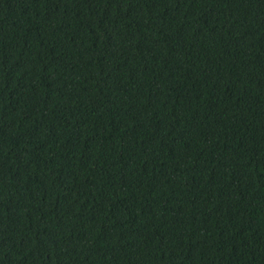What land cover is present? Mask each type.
I'll return each mask as SVG.
<instances>
[{"label": "trees", "instance_id": "trees-1", "mask_svg": "<svg viewBox=\"0 0 264 264\" xmlns=\"http://www.w3.org/2000/svg\"><path fill=\"white\" fill-rule=\"evenodd\" d=\"M0 264H264V0H0Z\"/></svg>", "mask_w": 264, "mask_h": 264}]
</instances>
